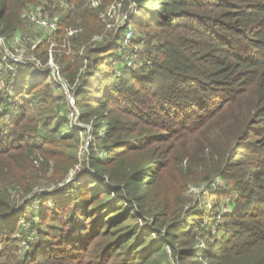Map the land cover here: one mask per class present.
Returning a JSON list of instances; mask_svg holds the SVG:
<instances>
[{"label":"trees","instance_id":"obj_1","mask_svg":"<svg viewBox=\"0 0 264 264\" xmlns=\"http://www.w3.org/2000/svg\"><path fill=\"white\" fill-rule=\"evenodd\" d=\"M39 1L0 0V35L17 36ZM73 5L35 54L44 65L57 43L76 120L56 107L64 86L49 65L6 71L0 264H264V0H125L110 33L100 6ZM78 25L68 50L67 27ZM131 26L147 55L139 65L123 47ZM79 165L74 182L39 189ZM220 179L226 210L186 206L191 184L217 195Z\"/></svg>","mask_w":264,"mask_h":264},{"label":"rangeland","instance_id":"obj_2","mask_svg":"<svg viewBox=\"0 0 264 264\" xmlns=\"http://www.w3.org/2000/svg\"><path fill=\"white\" fill-rule=\"evenodd\" d=\"M55 0H41L36 3L28 4L25 9L23 10V23L22 26L19 30V34L17 35L19 37V41L15 40V36L5 39V37L0 35V66H3V71H2V80L0 81V110L5 108V104L9 103L12 101L9 97L10 95H13L12 93V86L10 85V76L6 74V71H12L14 72L16 69H23L25 63L27 62H32L36 61V66L39 68H44L45 65H49L54 72L53 67L59 68V65L55 62H51V58L54 59L55 53L58 51L61 52L59 49L57 50L56 47H58L57 43H51L49 46V53H50V58L48 63H43L41 62L42 60L36 58L38 54H35V49L40 45L39 53H42L45 51L44 43L45 39L49 35V31H46L43 27H40L39 25H35L33 23H30L28 18H27V13L32 10L35 7H44V15L46 18L49 20H56V17L59 16V13H62L63 10H68L71 7H75L73 3L76 0H73L71 3L68 0H59L60 1V7H57L54 5ZM58 1V0H56ZM61 1H64V5L61 4ZM47 3H51V5H46ZM84 5L87 7H101V18L104 19V22L106 23V28L107 30L103 33H110L114 32L116 29L122 26V22L124 18L126 17L127 10L125 8V0H84ZM131 11H136L137 7L134 6V4H131L130 7ZM73 31V33H70ZM83 31V26L78 25L77 27L74 26H68L67 27V34L66 38L63 40V47L67 48L68 50L70 49L71 46H73V41L72 39L76 38L77 35L80 34V32ZM102 33V34H103ZM136 30L133 26L127 29L125 33V39L123 42V47H132L134 48L133 52L131 53V58L129 63H132V61L137 59L138 65L141 64V61L145 58H147L146 53L143 52V45L138 44V43H133L130 40L135 37ZM79 43V42H78ZM75 44V42H74ZM123 47H120L119 50H121ZM137 51V53H136ZM38 59V60H37ZM40 60V61H39ZM38 61V62H37ZM18 62L19 65L16 66V63ZM23 65V66H22ZM10 68H12L10 70ZM2 69V68H1ZM10 72V73H12ZM14 76V73H13ZM55 81L58 83H61L64 86V90L58 89L54 93L57 95V97H60L61 101L56 103V107L61 110V112L69 114V116L72 119H75V114L79 113V108L77 106V103L75 101L74 95L70 92V89L68 87V84L62 79L60 76V73L58 74L57 71H55V76L53 75ZM8 96V97H7ZM2 97V98H1ZM10 99V101L8 100ZM74 99V100H73ZM3 100V101H2ZM84 135V134H83ZM92 140V134L90 131V134L84 135L83 139V144L81 145V156L82 159L84 160L86 158V155L89 151V143ZM82 160V161H83ZM84 162V161H83ZM38 165L39 163L36 162ZM83 166L79 165L72 169L69 172V176L65 180L64 183H58L56 181H51L47 182L45 185H42L39 189L47 192H56L62 186L67 185L68 183L74 182L75 179L80 178L82 174V169ZM218 181L214 180L213 185L215 186L217 195H215L213 192L210 191L206 187V185L199 186L195 184H191L188 188L187 191L185 190L183 192V198L186 201V206L188 208H196V207H206L209 208L211 207L212 209H215V211H223V209H227V205L224 204L222 205L221 196L218 195L220 192L222 193L223 188H220L222 184H224L221 179ZM0 185H3L2 182H0ZM19 189V188H18ZM13 200L16 203H19L18 206L25 205L24 199L21 195V193H18L16 191H13ZM21 191V190H19ZM38 193V192H37ZM24 199V200H23ZM210 204H208V203ZM38 203L35 201L33 204ZM43 205V204H42ZM51 205V204H49ZM199 205V206H198ZM31 206V204H30ZM22 207V206H21ZM225 209V210H226ZM32 212L30 211H25V215H30ZM220 217V216H219ZM24 224L25 226H28L31 223V220H25L24 219ZM26 228V227H25ZM27 241V240H26ZM25 241V242H26ZM26 244V243H25Z\"/></svg>","mask_w":264,"mask_h":264},{"label":"built area","instance_id":"obj_3","mask_svg":"<svg viewBox=\"0 0 264 264\" xmlns=\"http://www.w3.org/2000/svg\"><path fill=\"white\" fill-rule=\"evenodd\" d=\"M61 4L64 5V1H61ZM46 5H51V3H47ZM44 7H35L32 10H30L27 13V18L29 20L30 23H33L35 25H39L40 27H43L46 31L49 32H54L57 31L58 29V21L57 20H49L48 18H46V16L44 15ZM70 33H73V31H71ZM15 40L19 41V37L15 36ZM51 62H54V59L51 58ZM18 63V62H16ZM2 68V69H1ZM54 72L53 75L55 76V71L58 72L59 74V68H55L53 67ZM3 71V66H0V72ZM74 100V99H73ZM219 182V180H217ZM217 182V184H218ZM173 264H177V263H173Z\"/></svg>","mask_w":264,"mask_h":264}]
</instances>
